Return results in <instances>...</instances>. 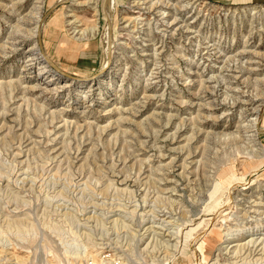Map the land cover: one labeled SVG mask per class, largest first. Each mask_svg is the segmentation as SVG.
Instances as JSON below:
<instances>
[{"label": "rangeland", "instance_id": "rangeland-1", "mask_svg": "<svg viewBox=\"0 0 264 264\" xmlns=\"http://www.w3.org/2000/svg\"><path fill=\"white\" fill-rule=\"evenodd\" d=\"M0 264H264V0H0Z\"/></svg>", "mask_w": 264, "mask_h": 264}, {"label": "bare ground", "instance_id": "bare-ground-1", "mask_svg": "<svg viewBox=\"0 0 264 264\" xmlns=\"http://www.w3.org/2000/svg\"><path fill=\"white\" fill-rule=\"evenodd\" d=\"M58 1H60V0H58ZM36 32H37L36 34L39 33L38 29L36 30ZM29 35L31 36V34H29ZM250 240H251V239H250ZM203 243H204V242L202 241V242H201V245H202V246H203ZM242 244H243L242 242H240V241H236V242L231 243V246H232V247H234V246H235V247H236V246L238 247V246H241ZM237 247H236V248H237ZM241 248H242V246H241ZM201 249H202V248H201ZM201 251H202V250H201Z\"/></svg>", "mask_w": 264, "mask_h": 264}]
</instances>
